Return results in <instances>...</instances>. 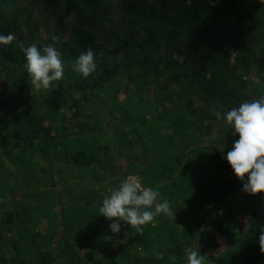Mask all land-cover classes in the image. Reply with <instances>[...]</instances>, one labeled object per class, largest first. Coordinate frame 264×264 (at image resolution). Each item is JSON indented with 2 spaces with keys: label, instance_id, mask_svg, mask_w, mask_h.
<instances>
[{
  "label": "trees",
  "instance_id": "1",
  "mask_svg": "<svg viewBox=\"0 0 264 264\" xmlns=\"http://www.w3.org/2000/svg\"><path fill=\"white\" fill-rule=\"evenodd\" d=\"M9 34L0 264H187V248L205 264H264V193L242 192L222 158L238 137L212 112L264 95V4L0 0V35ZM52 36L64 75L36 91L24 49ZM89 48L97 69L83 78L68 62ZM128 176L173 212L142 234L123 222L113 234L98 209Z\"/></svg>",
  "mask_w": 264,
  "mask_h": 264
},
{
  "label": "clouds",
  "instance_id": "2",
  "mask_svg": "<svg viewBox=\"0 0 264 264\" xmlns=\"http://www.w3.org/2000/svg\"><path fill=\"white\" fill-rule=\"evenodd\" d=\"M264 4V0H259ZM52 44L41 50L38 42L32 43L24 49L26 63L24 69L36 91L48 89L54 81L63 78L65 63L61 52L55 46L58 36H52ZM14 40V36L0 35V45H7ZM95 54L91 48L82 52L74 62L69 61L68 67L83 78L89 77L97 69ZM217 121L231 126L232 135L238 137L233 141L231 150L222 158L227 161L236 178L242 182V192L256 196L264 193V95L245 101L238 108L227 112L212 109ZM207 124L208 121H205ZM173 212L167 198H161L158 190L143 187L135 176H128L121 181L115 190L102 201L98 215L107 219L113 234L121 230V222L142 234L143 226L154 223L161 214L169 215ZM259 249L264 254V229L259 234ZM187 264H205V257L198 251L185 249ZM157 259L163 258V253L157 254ZM175 261L176 257H170Z\"/></svg>",
  "mask_w": 264,
  "mask_h": 264
},
{
  "label": "rangeland",
  "instance_id": "3",
  "mask_svg": "<svg viewBox=\"0 0 264 264\" xmlns=\"http://www.w3.org/2000/svg\"><path fill=\"white\" fill-rule=\"evenodd\" d=\"M51 25H52V24H50L49 27H51ZM228 53H229L230 55H232V54H233V51L229 48V49H228Z\"/></svg>",
  "mask_w": 264,
  "mask_h": 264
}]
</instances>
